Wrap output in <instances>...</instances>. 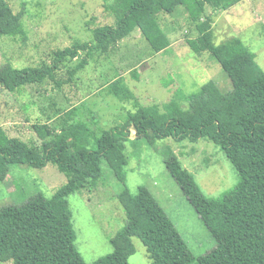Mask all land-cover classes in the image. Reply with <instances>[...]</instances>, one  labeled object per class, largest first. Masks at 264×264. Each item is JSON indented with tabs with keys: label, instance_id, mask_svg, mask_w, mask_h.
I'll use <instances>...</instances> for the list:
<instances>
[{
	"label": "trees",
	"instance_id": "obj_1",
	"mask_svg": "<svg viewBox=\"0 0 264 264\" xmlns=\"http://www.w3.org/2000/svg\"><path fill=\"white\" fill-rule=\"evenodd\" d=\"M113 25L92 29V40L54 51L52 63L16 69L0 68V91L13 93L53 80L58 88L71 83L87 65L86 58L70 65L84 53L108 55L133 31L139 29L156 51L167 47L158 16L182 8L196 25L197 37L187 43L199 53L208 51L227 74L231 90L223 93L209 81L178 103L139 108L120 126L100 136L89 131L93 147L85 145L76 127L56 132L48 123L35 124L40 147L20 138L0 136V180L13 165L43 169L56 165L67 183L52 197H28L21 205L0 207V262L12 264H88L75 247V232L68 198L80 189L93 190L102 176L105 160L121 176L127 165L125 145L131 137L149 146L171 138L175 142L215 144L233 165L236 185L218 198H208L193 176L175 156L165 159L166 169L199 219L212 235L215 247L194 257L153 197L140 188L134 196L123 190L119 199L126 206L124 229L111 239L112 252L91 264H129L137 237L147 248L152 264H264V71L238 39L212 43V15L205 8L226 10L241 0H112ZM22 13H14L7 0H0V36L19 33ZM86 55V56H87ZM68 69V79L55 74ZM118 95V92L112 93ZM83 140V141H82ZM79 141V142H78ZM72 142L78 147L75 149ZM80 143V144H79Z\"/></svg>",
	"mask_w": 264,
	"mask_h": 264
},
{
	"label": "rangeland",
	"instance_id": "obj_2",
	"mask_svg": "<svg viewBox=\"0 0 264 264\" xmlns=\"http://www.w3.org/2000/svg\"><path fill=\"white\" fill-rule=\"evenodd\" d=\"M7 1L14 13H22L21 30L0 36V68L6 64L16 69L51 64L54 51L90 42L92 29L114 23L112 0ZM205 9L212 15V43L238 39L264 71V0H241L226 10ZM158 24L167 36L164 51L157 52L137 29L108 55L89 57L82 53L69 68L84 58L87 65L61 88L53 80H46L13 93L1 90L0 136L17 137L38 148L41 141L32 126L51 118L48 123L56 132L76 127L86 147L92 148L89 131L100 136L122 125L128 114L139 108L174 102L186 109L182 97L196 93L209 81L223 93L231 90L230 80L217 60L208 51L194 53L190 49L187 41L194 40L198 33L182 8L159 15ZM69 71L62 69L55 79L66 82ZM125 146L127 165L121 176L104 160L97 187L80 189L68 198L74 245L83 260L91 264L112 252L111 239L127 221L126 206L119 195L126 190L135 196L140 188L164 211L194 257L213 250L212 235L170 176L165 159L175 156L206 197L218 198L238 181L224 153L205 139L191 143L168 138L149 146L145 140L131 137ZM66 183V176L54 164L43 169L13 165L0 180V207L21 205L39 193L50 198ZM131 240L135 252L129 264H152L142 241L137 237Z\"/></svg>",
	"mask_w": 264,
	"mask_h": 264
},
{
	"label": "crops",
	"instance_id": "obj_3",
	"mask_svg": "<svg viewBox=\"0 0 264 264\" xmlns=\"http://www.w3.org/2000/svg\"><path fill=\"white\" fill-rule=\"evenodd\" d=\"M163 15H168V14H163ZM162 30H163V29H162ZM164 50H165V49H164ZM164 50H163V51H164ZM163 51H162V52H163ZM207 83H208V82H207ZM205 84H206V83H205ZM205 84H203V85H205ZM203 85H202V86H203ZM202 86H201V87H202ZM201 87H200V88H201Z\"/></svg>",
	"mask_w": 264,
	"mask_h": 264
}]
</instances>
